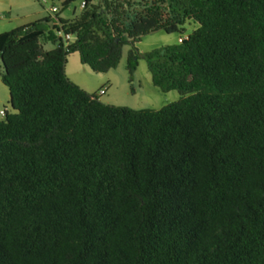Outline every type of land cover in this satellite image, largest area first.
Instances as JSON below:
<instances>
[{
    "label": "trees",
    "instance_id": "trees-1",
    "mask_svg": "<svg viewBox=\"0 0 264 264\" xmlns=\"http://www.w3.org/2000/svg\"><path fill=\"white\" fill-rule=\"evenodd\" d=\"M187 20L142 54L184 94L159 108L104 102L65 72L74 51L107 71L128 43L132 74L142 35ZM0 78V264H264V0L58 7L0 32Z\"/></svg>",
    "mask_w": 264,
    "mask_h": 264
},
{
    "label": "rangeland",
    "instance_id": "rangeland-1",
    "mask_svg": "<svg viewBox=\"0 0 264 264\" xmlns=\"http://www.w3.org/2000/svg\"><path fill=\"white\" fill-rule=\"evenodd\" d=\"M62 0H0V32L9 30L27 19H34L37 15L50 13L52 3L59 7L64 16H72L81 9V0H70L67 5L62 6ZM52 13V12H51ZM74 13V14H75ZM198 25L194 20L184 23L185 31L166 32L156 29L141 36L135 42V47L141 54L138 64L132 74L129 73L126 61L127 51L131 44L125 43L122 47V55L115 67L107 71H95L89 65L82 63L77 51L70 52L66 56L65 72L67 76L87 91L97 92L104 88L99 98L107 103L128 105L134 108L151 107L159 108L162 105L175 101L182 97L178 89L162 90L152 82L151 73L147 62L142 54L156 46L173 43L179 40L180 35H185ZM45 29L51 27V22H44ZM53 43L46 41L45 48L51 47ZM9 91L0 78V109L13 111L9 103Z\"/></svg>",
    "mask_w": 264,
    "mask_h": 264
},
{
    "label": "built area",
    "instance_id": "built-area-1",
    "mask_svg": "<svg viewBox=\"0 0 264 264\" xmlns=\"http://www.w3.org/2000/svg\"><path fill=\"white\" fill-rule=\"evenodd\" d=\"M42 2L43 1H45V0H41ZM84 3H85V0H81V3H80V6L82 7L83 5H84ZM58 9V6L56 5V4H54V3H52L51 5H50V8H49V10H50V12H52V14L56 11ZM0 17H1V14H0ZM58 33L59 34H61V35H63V37L65 38V39H71V37H72V35L70 34V33H63L61 30H58ZM181 39V37H179V40ZM105 90H104V88H100L98 91H97V93H99V94H101V93H103ZM4 112H5V109H0V114H4Z\"/></svg>",
    "mask_w": 264,
    "mask_h": 264
},
{
    "label": "crops",
    "instance_id": "crops-1",
    "mask_svg": "<svg viewBox=\"0 0 264 264\" xmlns=\"http://www.w3.org/2000/svg\"><path fill=\"white\" fill-rule=\"evenodd\" d=\"M62 1H64V0H62ZM62 1H61V2H62ZM74 13H75V12H73V15H74ZM46 15H47V14H44V15H42V16H41V15H37L38 17H35L34 19L42 18V17H44V16H46ZM60 15H61V16H64V15H62L61 13H60ZM73 15H72V16H73ZM64 17H68V16H64ZM69 17H71V16H69ZM34 19H27V21H25L24 23H27V22H29V21H31V20H34ZM24 23H20V24H24ZM91 92H93V91H91Z\"/></svg>",
    "mask_w": 264,
    "mask_h": 264
}]
</instances>
